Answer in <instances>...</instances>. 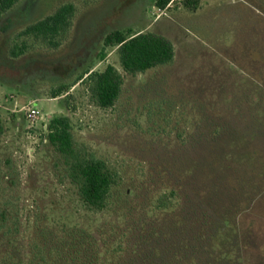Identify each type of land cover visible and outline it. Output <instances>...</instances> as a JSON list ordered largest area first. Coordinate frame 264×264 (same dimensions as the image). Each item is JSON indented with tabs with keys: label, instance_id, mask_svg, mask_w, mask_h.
Returning a JSON list of instances; mask_svg holds the SVG:
<instances>
[{
	"label": "rangeland",
	"instance_id": "1",
	"mask_svg": "<svg viewBox=\"0 0 264 264\" xmlns=\"http://www.w3.org/2000/svg\"><path fill=\"white\" fill-rule=\"evenodd\" d=\"M154 3L18 0L1 16L0 211L16 230L0 240V264H38L44 243L55 257L73 230L95 238L101 262L117 249L120 264H264V0ZM65 5L57 48L20 35ZM126 29L169 39L173 61L125 74L103 40ZM107 65L124 83L101 109L77 80ZM55 116L115 174L103 211L81 202L48 143ZM160 198L174 207L159 209Z\"/></svg>",
	"mask_w": 264,
	"mask_h": 264
},
{
	"label": "trees",
	"instance_id": "2",
	"mask_svg": "<svg viewBox=\"0 0 264 264\" xmlns=\"http://www.w3.org/2000/svg\"><path fill=\"white\" fill-rule=\"evenodd\" d=\"M18 0H0V18L10 10ZM175 0H155L154 5L164 10ZM199 0H183V6L194 10ZM73 14V6L65 5L58 8L52 15L29 25L20 34L33 41H41L53 48L59 46L57 38L67 33ZM105 47H114L119 56L121 68L125 74H142L159 66L167 65L174 59V46L172 42L156 33L133 32L131 29L114 30L107 34L103 40ZM25 49L14 45L11 52L17 56ZM77 82L86 85L90 100L101 109H110L117 102L124 83L122 74L112 65H107L102 72L86 71ZM69 87L63 86L56 90L54 96L67 92ZM70 119L66 116L47 118V141L62 160V169L65 176L75 186L81 202L90 210L100 212L107 208L111 189L115 183V174L106 163L88 153L84 148L78 147L72 135ZM1 133V129H0ZM13 184L12 182H10ZM176 192L170 191L171 198ZM169 198L158 201L159 209L165 210L174 207L168 203ZM7 211H0V240L16 228L8 225ZM58 242L55 257H44V247H39L40 261L38 264H120L118 250L114 249L108 254V259L100 261L99 246L92 235L80 230L66 233L65 239ZM67 249V250H66ZM112 258V259H111Z\"/></svg>",
	"mask_w": 264,
	"mask_h": 264
},
{
	"label": "built area",
	"instance_id": "3",
	"mask_svg": "<svg viewBox=\"0 0 264 264\" xmlns=\"http://www.w3.org/2000/svg\"><path fill=\"white\" fill-rule=\"evenodd\" d=\"M26 117H27V120L29 121H35L37 118H39L40 116V111L35 108L33 105L29 106L27 109H26Z\"/></svg>",
	"mask_w": 264,
	"mask_h": 264
}]
</instances>
